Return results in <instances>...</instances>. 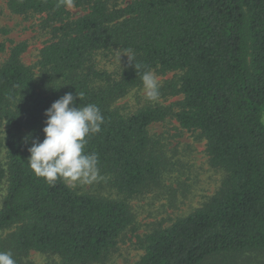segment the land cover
<instances>
[{
  "label": "trees",
  "instance_id": "1",
  "mask_svg": "<svg viewBox=\"0 0 264 264\" xmlns=\"http://www.w3.org/2000/svg\"><path fill=\"white\" fill-rule=\"evenodd\" d=\"M4 1L14 15L44 17L52 40L38 75L22 63L26 42H10L0 66V251L17 264H30V252L62 264L103 263L134 225L128 200L156 188L168 170L149 128L171 118L199 134L210 166L225 176L200 208L145 235L136 264H248L238 260L250 255L264 264V0ZM71 5L83 14L72 19ZM128 48L137 70L127 57L116 74L97 68V54ZM146 68L180 72L159 92L182 99L130 114L115 109L142 87ZM68 92L101 109L104 124L86 151L98 154L100 174L121 199L50 185L27 164L25 137L43 141L45 110Z\"/></svg>",
  "mask_w": 264,
  "mask_h": 264
},
{
  "label": "rangeland",
  "instance_id": "2",
  "mask_svg": "<svg viewBox=\"0 0 264 264\" xmlns=\"http://www.w3.org/2000/svg\"><path fill=\"white\" fill-rule=\"evenodd\" d=\"M131 0H109L111 5L124 7ZM71 18L75 19L83 11L68 6ZM44 17L37 15H14L4 0H0V66L8 56L10 42H26L28 48L22 55V63L30 67L38 75L39 54L43 46L52 40L50 29L43 24ZM5 32L4 34L2 32ZM1 46L4 49H1ZM126 56L121 57V64L115 58L114 51L107 55L95 56L99 70L109 74L118 73ZM160 88L168 81H177L180 72L157 73ZM182 99L181 96H159L158 101L145 99L142 87L131 91L114 104V108L124 114L134 113L138 108L148 105L168 107ZM264 122V119H263ZM149 135L159 141L160 152L168 164V170L162 174L160 184L151 191L128 200L134 225L119 240L114 252L100 264H136L143 254L141 239L151 232L170 226L174 221L184 218L200 208L220 188L224 173L209 164L205 141L197 132H187L179 128L173 119L154 124L149 128ZM0 162L5 164V152L0 153ZM101 175V174H100ZM91 185H78L72 188L79 194L96 195L107 199H121L115 190L108 186L107 178ZM7 183L0 187V206L6 195ZM7 235L10 232H4ZM27 261L30 264H62L59 257L51 254L30 252ZM238 261L257 264L259 258L254 255L245 256Z\"/></svg>",
  "mask_w": 264,
  "mask_h": 264
},
{
  "label": "clouds",
  "instance_id": "3",
  "mask_svg": "<svg viewBox=\"0 0 264 264\" xmlns=\"http://www.w3.org/2000/svg\"><path fill=\"white\" fill-rule=\"evenodd\" d=\"M114 55L120 64L121 57L126 56L137 70L132 49H115ZM140 79L145 99L150 102L158 101L160 83L155 70L146 68ZM77 98L81 101L83 93L76 92L74 96L68 92L45 110L46 126L42 129V142L33 139L32 133L25 137L26 142L31 140L27 160L29 168L36 176L44 178L53 186L57 180L75 188L103 179L100 175L99 156L96 152H87L86 145L92 135L101 131L105 118L96 104L80 105L76 103ZM0 264L17 262L11 251H0Z\"/></svg>",
  "mask_w": 264,
  "mask_h": 264
}]
</instances>
